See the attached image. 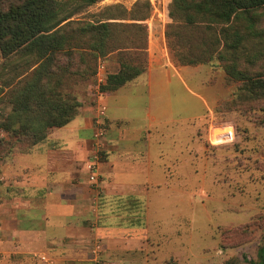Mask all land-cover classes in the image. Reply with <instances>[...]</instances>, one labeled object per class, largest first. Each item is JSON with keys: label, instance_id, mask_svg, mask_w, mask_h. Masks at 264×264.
Segmentation results:
<instances>
[{"label": "rangeland", "instance_id": "1", "mask_svg": "<svg viewBox=\"0 0 264 264\" xmlns=\"http://www.w3.org/2000/svg\"><path fill=\"white\" fill-rule=\"evenodd\" d=\"M136 1L98 0L71 20L92 22L106 7L119 5L129 10ZM145 1L151 6L150 17L142 24L147 29L146 52L135 48L141 43V33L131 42L124 33L116 34L122 43L104 57L107 76L112 74V64L119 70L120 54L123 60L148 67L150 47L179 66L165 39L161 49L156 43L161 27L165 31L170 23V0ZM188 67L181 74L184 88L172 77L169 92L162 95L163 101L168 96L170 104L160 109L161 122L152 130V147L158 155L151 186L128 191L120 203L112 202L109 217L100 221L108 231L73 244L68 264L257 263L258 251L264 250V101L233 100L239 84L228 81L216 61ZM5 77L0 76V84ZM77 77L71 78L72 92L79 106L81 94L92 92L95 115L102 85L98 87L95 75L89 76L88 71L87 80ZM139 106L134 107L136 118L141 115ZM9 109L0 105V122ZM142 125L136 122L131 127ZM103 129L104 139V125ZM219 135L227 139L218 140ZM4 138L0 131V139ZM94 149L96 167L101 145ZM7 158L1 156L0 162ZM0 264L60 263L30 255L10 260L0 257Z\"/></svg>", "mask_w": 264, "mask_h": 264}, {"label": "trees", "instance_id": "2", "mask_svg": "<svg viewBox=\"0 0 264 264\" xmlns=\"http://www.w3.org/2000/svg\"><path fill=\"white\" fill-rule=\"evenodd\" d=\"M98 0H0V105L9 112L0 122V157L30 154L76 115L79 103L71 78L94 76L99 60L118 50L124 33L131 42L141 33L147 50L148 1L127 10L106 7L92 22L72 21ZM164 39L174 62L196 66L217 62L228 81L239 84L235 101H264V0H170ZM117 20L132 21L121 24ZM120 54L119 70L100 87L112 93L146 71ZM89 62V68H88ZM88 68V69H87ZM256 264H264V250ZM168 264V263H164Z\"/></svg>", "mask_w": 264, "mask_h": 264}, {"label": "crops", "instance_id": "3", "mask_svg": "<svg viewBox=\"0 0 264 264\" xmlns=\"http://www.w3.org/2000/svg\"><path fill=\"white\" fill-rule=\"evenodd\" d=\"M163 42L162 26L156 38L159 49ZM148 52L143 75L103 94L106 132L96 167L94 99L89 90L81 94L78 111L67 126L54 130L30 154L0 162V257L42 255L68 264L73 244L108 231L100 221L109 217L112 202L120 203L128 191L151 186L158 155L152 130L161 122L160 109L170 104L162 95L169 92L172 77L184 88L181 74L190 67L175 66L152 47ZM111 68L115 74L117 65ZM137 104L139 118L134 116ZM136 122L142 127L132 128Z\"/></svg>", "mask_w": 264, "mask_h": 264}, {"label": "built area", "instance_id": "4", "mask_svg": "<svg viewBox=\"0 0 264 264\" xmlns=\"http://www.w3.org/2000/svg\"><path fill=\"white\" fill-rule=\"evenodd\" d=\"M105 61H99L97 65V70L95 74V79L97 81L98 87L105 84L107 72L105 70ZM98 102L95 109L94 119L92 121V139L94 140V147L98 148L100 146V142L104 136V119L106 116V106L104 103L101 102V98L103 97V93L98 91L97 92ZM228 134V133H227ZM222 135L216 136L218 140L227 139L221 137ZM229 134V140H230ZM94 175H90L89 180L94 181ZM1 180V179H0Z\"/></svg>", "mask_w": 264, "mask_h": 264}]
</instances>
